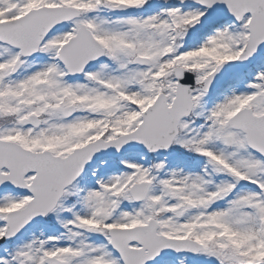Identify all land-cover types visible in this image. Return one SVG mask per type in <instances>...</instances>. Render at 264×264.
Listing matches in <instances>:
<instances>
[{
    "label": "snow or ice",
    "instance_id": "1",
    "mask_svg": "<svg viewBox=\"0 0 264 264\" xmlns=\"http://www.w3.org/2000/svg\"><path fill=\"white\" fill-rule=\"evenodd\" d=\"M0 264H264V0H0Z\"/></svg>",
    "mask_w": 264,
    "mask_h": 264
}]
</instances>
